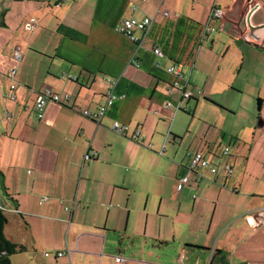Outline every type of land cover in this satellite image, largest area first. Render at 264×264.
<instances>
[{
    "label": "crops",
    "instance_id": "1",
    "mask_svg": "<svg viewBox=\"0 0 264 264\" xmlns=\"http://www.w3.org/2000/svg\"><path fill=\"white\" fill-rule=\"evenodd\" d=\"M215 2L0 0V204L6 236L27 249L12 264H264V221L252 228L245 218L264 212V30L257 41L246 26L254 4L253 23H264V1L219 0L224 18L213 22L232 44L205 35ZM146 16L155 22L142 45L117 31ZM218 43L226 56L237 51L225 74L224 60L206 58ZM170 66L204 97L170 92ZM13 68L15 102L4 97ZM46 89L69 100L48 104L39 119L34 106ZM110 90L125 98L101 124L86 118ZM115 121L129 135L139 129L143 143L114 133ZM221 138L237 150L220 155ZM197 152L222 158L215 181L189 171Z\"/></svg>",
    "mask_w": 264,
    "mask_h": 264
},
{
    "label": "built area",
    "instance_id": "2",
    "mask_svg": "<svg viewBox=\"0 0 264 264\" xmlns=\"http://www.w3.org/2000/svg\"><path fill=\"white\" fill-rule=\"evenodd\" d=\"M251 1V0H249ZM255 5V4H254ZM253 5V6H254ZM164 16L168 17L169 13L164 12ZM224 18V11L222 7L219 4V0H216L212 13L210 16L209 24L206 27L205 35H208L209 33H214L216 32V29H214L211 25V23L214 20H222ZM155 22V18H150V17H144L143 19H138V18H130L125 20L121 27L117 29L119 33L124 34L127 36L132 42L138 44L139 46L142 45V43L145 41L146 37L148 36L153 24ZM37 26V20L36 19H31L29 23L26 25V30L27 31H34ZM136 32H139L144 35L145 38L138 37L136 35ZM154 54L156 55L157 58L163 57V52L159 47H156L154 50ZM15 59L19 63L22 60V53L21 49L17 48L15 51ZM156 66H159L158 62H155ZM136 67L139 68L140 65L137 63ZM170 74L175 75L177 77V80L173 83V85L170 88V92H173L174 90H178L181 93V98L183 100H191L196 97H204V92L203 91H195L194 89L189 87V82L188 80L185 79L184 73L182 69L178 66H170L167 70ZM17 70L16 68H13L10 70V73L8 74V78L13 82L12 86L10 87L9 92L4 95L7 99H9L12 102L16 101V95H15V90H16V81H15V76H16ZM0 77H2V74H0ZM65 78H71L64 76ZM114 85L115 83H111V86ZM1 93V90H0ZM125 97H118L115 95L114 90H110L108 92L107 98H106V103L104 106H102L98 111L91 112L89 110H86L83 112V115L98 123L101 124L103 119L106 117L107 111L109 108L118 100L123 99ZM69 100V96H61L60 94L54 93L50 89H46L45 91L41 92L37 98V101L35 103V110L38 115L39 119H42L44 117V112L48 104L50 103H62L63 101ZM171 104H167L165 106V109H169ZM177 110H181L180 105H178ZM10 116L7 115V118ZM111 130L121 136H128L130 137L133 141L137 143H143L144 137L141 134V131L139 129H136L131 135L130 133V127L127 125H123L118 121H115L112 124ZM149 149H152V146L148 147ZM163 154V152H162ZM230 154V148L226 147L224 149L223 156H228ZM191 158V163L189 165V171L194 173L197 176V180L201 181L203 179H207V176L205 175L206 172H208L212 176V180L215 181L216 177L219 174V170L222 166V158H218L215 162L211 161L208 159L203 153L197 152L195 154H190L189 155ZM89 158V156L87 157ZM224 170L226 173V177L230 178L232 177L234 171L233 168L230 164H225L224 165ZM189 183V178L184 177L179 181L178 184V189L182 190L186 185ZM245 218L247 222L251 225L252 228H257L263 221H264V212L263 211H253L249 212L248 214L245 215ZM48 256V254H46ZM58 257L64 256L63 253H58ZM124 260L122 258H117L116 262L120 263L123 262ZM180 264H183L180 262Z\"/></svg>",
    "mask_w": 264,
    "mask_h": 264
},
{
    "label": "rangeland",
    "instance_id": "3",
    "mask_svg": "<svg viewBox=\"0 0 264 264\" xmlns=\"http://www.w3.org/2000/svg\"><path fill=\"white\" fill-rule=\"evenodd\" d=\"M257 1V0H256ZM264 1V0H263ZM257 21V19H255L254 20V22H256ZM220 24H219V22L217 21V22H213V24H212V27L214 28V29H216V32L217 33H215V34H212L213 35V37H219V36H221V37H223L224 39H225V43H227V44H232L234 41L231 39V38H229V37H224V35H223V30H221L220 29V26H219ZM217 28L219 29L218 31H217ZM211 35V36H212ZM219 44V43H218ZM219 46V48L216 50V52H214V53H212V54H207L206 55V58H207V60L210 62V64H211V66H213L214 64L218 67L219 66V60H224V62H223V64H222V70H223V73L225 74V71H227L228 69H232L235 65V63L238 61V56H237V51H236V49L235 48H231L229 51H228V54H227V56H226V52H227V50H228V46L226 45V46H224L223 44H219L218 45ZM216 53H219V55H220V57H217V55H216ZM225 56H226V58H225ZM236 67V66H235ZM192 113V112H191ZM258 134H261L260 132H258ZM245 136L247 137H245V140L246 141H249V139L250 138H252V136L251 137H249V135L248 134H245ZM218 145H217V151H219L220 150V155H222L223 154V151H224V149L226 148V147H229L231 150H232V152L234 153L236 150H237V145H233L232 143L231 144H229V141H227V139L226 140H222V138H221V141H218V143H217ZM9 229V228H8ZM9 231V230H8ZM9 233V232H8ZM10 234V233H9Z\"/></svg>",
    "mask_w": 264,
    "mask_h": 264
},
{
    "label": "trees",
    "instance_id": "4",
    "mask_svg": "<svg viewBox=\"0 0 264 264\" xmlns=\"http://www.w3.org/2000/svg\"><path fill=\"white\" fill-rule=\"evenodd\" d=\"M8 223L4 214V208L0 204V264H12L11 257L13 255L26 252V247L16 244L8 239L5 234V227Z\"/></svg>",
    "mask_w": 264,
    "mask_h": 264
},
{
    "label": "water",
    "instance_id": "5",
    "mask_svg": "<svg viewBox=\"0 0 264 264\" xmlns=\"http://www.w3.org/2000/svg\"><path fill=\"white\" fill-rule=\"evenodd\" d=\"M259 9H260V4H255L250 8L246 16V26L249 31V36L257 41H260L261 39L256 35V32L264 30V23L259 25H255L253 23V16L256 14V12Z\"/></svg>",
    "mask_w": 264,
    "mask_h": 264
}]
</instances>
